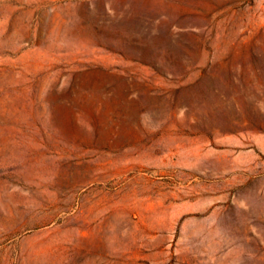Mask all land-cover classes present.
Returning <instances> with one entry per match:
<instances>
[{"label":"rangeland","instance_id":"374dc122","mask_svg":"<svg viewBox=\"0 0 264 264\" xmlns=\"http://www.w3.org/2000/svg\"><path fill=\"white\" fill-rule=\"evenodd\" d=\"M0 264H264V0H0Z\"/></svg>","mask_w":264,"mask_h":264}]
</instances>
